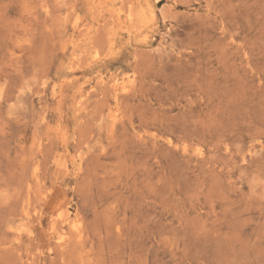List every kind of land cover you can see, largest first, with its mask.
Masks as SVG:
<instances>
[{
    "label": "rangeland",
    "instance_id": "374dc122",
    "mask_svg": "<svg viewBox=\"0 0 264 264\" xmlns=\"http://www.w3.org/2000/svg\"><path fill=\"white\" fill-rule=\"evenodd\" d=\"M0 264H264V0H0Z\"/></svg>",
    "mask_w": 264,
    "mask_h": 264
},
{
    "label": "bare ground",
    "instance_id": "6f19581e",
    "mask_svg": "<svg viewBox=\"0 0 264 264\" xmlns=\"http://www.w3.org/2000/svg\"><path fill=\"white\" fill-rule=\"evenodd\" d=\"M120 14V13H119ZM150 15V14H149Z\"/></svg>",
    "mask_w": 264,
    "mask_h": 264
}]
</instances>
